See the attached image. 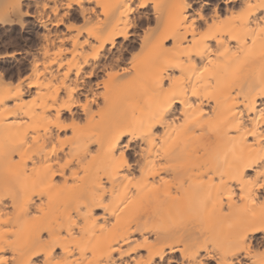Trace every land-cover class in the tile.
<instances>
[{"label":"bare ground","instance_id":"6f19581e","mask_svg":"<svg viewBox=\"0 0 264 264\" xmlns=\"http://www.w3.org/2000/svg\"><path fill=\"white\" fill-rule=\"evenodd\" d=\"M27 4L39 46L25 79L0 72V253L15 264H264V236L249 231L264 197L239 195L264 173V0ZM189 53L208 72L194 75Z\"/></svg>","mask_w":264,"mask_h":264},{"label":"rangeland","instance_id":"374dc122","mask_svg":"<svg viewBox=\"0 0 264 264\" xmlns=\"http://www.w3.org/2000/svg\"><path fill=\"white\" fill-rule=\"evenodd\" d=\"M5 1L6 0H0V17L6 14V12H9L8 10L6 11V7H3L6 6L5 4H7ZM27 1L30 4H27ZM34 2L35 4H33ZM43 2L44 0H34L32 2L31 0H23L22 10H25V3L29 5H26V9L29 8L28 10L32 11L33 9H36V6L38 7V5L42 4ZM192 7L196 8L197 6L195 3H192ZM12 13L9 12L10 15ZM32 20L33 18L30 21H25V26L16 29L13 28L11 22L6 25L0 24V72H5V74H3L6 76L5 78L7 84L11 83L12 86L17 81L25 79L30 68V62L33 60L32 54L40 43V38L38 36L40 35L39 33L41 32V29L34 24L32 25V23H35L34 20ZM27 36L30 37L29 40H26L28 38ZM135 47V43H128L127 52L130 53L131 50H135ZM94 79L95 77L91 78V80ZM212 232L214 231L212 230ZM204 245H206L209 250L217 251L219 243L215 240V237L209 234L204 239ZM255 259L258 261L264 260V244H262L257 249Z\"/></svg>","mask_w":264,"mask_h":264},{"label":"snow or ice","instance_id":"6c2138e0","mask_svg":"<svg viewBox=\"0 0 264 264\" xmlns=\"http://www.w3.org/2000/svg\"><path fill=\"white\" fill-rule=\"evenodd\" d=\"M47 7V5H46ZM76 5L72 4V3H69L67 4V8L68 9H73L75 8ZM93 12H98L99 9L97 8H93L92 9ZM85 15H87V13H85ZM77 19H79V16L77 14L76 16ZM32 19V16H31V12L29 13H24L23 10H22V5L20 6V8H16L15 5H13V13L10 15V14H4L2 17H0V24H8L9 22L12 23L13 25V28L16 29V28H20L22 26H25V21H30ZM59 23L61 25H63L64 23V20H60ZM73 27L75 28L76 25H73ZM260 31L262 33H264V27H262L260 29ZM231 39L233 41H237L239 40L238 37L236 36H232ZM85 43H87V41H84ZM254 39H253V43H254ZM217 44H220L221 46H223V42L222 41H216ZM246 43V42H245ZM210 51V49H209ZM227 51V50H226ZM206 52L204 51H198L196 52V55L198 56H201V57H204L206 56ZM217 57H223L224 56V53L223 52H220L219 49H217L216 51V54H215ZM215 61L213 60H209L208 61V64H212L214 63ZM189 64H190V70L192 71V73L195 75L196 73H199L200 75H203L204 73L208 72V66H204L203 68H200L198 67L194 61L191 60V53H189ZM127 71V70H126ZM53 99H55V97H53ZM176 97L174 96L173 97V100H175ZM180 103H184L183 100L180 101ZM66 106V105H64ZM85 108H87V104L84 105ZM60 115V111L59 109H56V116L57 118L59 117ZM261 116L264 117V112H261ZM50 123H55L54 120H51L49 121ZM66 127L68 125H65ZM262 163H264V161H262ZM246 167H251V165H246ZM256 179L253 180V179H248L246 181L247 184L249 185H252V188L248 190V196H245V188L244 186L242 185L241 188H240V191H239V195L241 197V199H248V198H251V203L252 204H255L257 202L256 198L252 195L257 189L259 190V194L261 197H264V173H256ZM227 194L228 196V199L231 200L232 197L234 195H236V193L232 190V189H224L220 195H221V198H223V195ZM249 231L250 232H256L258 233L260 236H264V215H262L259 220L257 222H255L250 228H249ZM262 244H264V241H262ZM0 264H15V257H11L9 258L8 254L7 253H0ZM200 264H205V262L203 261H200Z\"/></svg>","mask_w":264,"mask_h":264}]
</instances>
